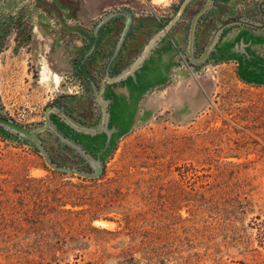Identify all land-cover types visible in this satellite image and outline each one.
I'll return each instance as SVG.
<instances>
[{
	"label": "rangeland",
	"instance_id": "374dc122",
	"mask_svg": "<svg viewBox=\"0 0 264 264\" xmlns=\"http://www.w3.org/2000/svg\"><path fill=\"white\" fill-rule=\"evenodd\" d=\"M175 3L0 0V115L30 130L50 124L37 134L45 155L0 125V264H142L138 250L124 257L139 240L128 228L158 229L161 256L152 264H264V66L242 72L179 49L168 84L152 95L154 113L127 133L91 143L64 128L74 130L64 118L91 121L84 93L114 77L84 68L94 48L81 32L89 24L75 19L94 17V27L121 4L165 15ZM245 8L244 18L261 22L257 2ZM54 166L86 174L98 167L89 178L116 190L113 211L91 222L68 212L85 206L63 192L93 183Z\"/></svg>",
	"mask_w": 264,
	"mask_h": 264
},
{
	"label": "crops",
	"instance_id": "0c3cea01",
	"mask_svg": "<svg viewBox=\"0 0 264 264\" xmlns=\"http://www.w3.org/2000/svg\"><path fill=\"white\" fill-rule=\"evenodd\" d=\"M207 1L189 0L179 18L168 31L156 39L135 69L104 85L101 98L106 107L105 121H103L102 110L96 95L92 90L84 93L93 106L92 119L90 118L91 121L86 125L80 124L78 117H72V119L80 127L98 129L94 133H82L88 136V140L90 137L91 143L94 137L100 134L103 138L104 136L109 138L122 136L136 123L154 113L152 95L168 84L176 63L177 51L188 49L191 21ZM258 1L254 0L257 3ZM174 2H176V5H173L174 10L165 15L131 11L126 4H121L119 12L110 13L111 18L107 22L100 25L103 22L99 21L94 27L92 25L95 23L94 17L76 18L74 22L89 24V28L81 32L87 40L85 48L86 46L88 49L94 48L85 63L84 68L87 72L89 74L109 72L110 75L117 76L125 71L160 31L161 26L179 13L183 0L178 3L174 0ZM247 2L248 0L210 1L208 8L198 16L196 21L192 46L196 55L210 40L219 24L234 18H244L245 14L247 15V8H245ZM150 5L153 7V3ZM209 54L212 59L234 63L242 72L246 69L245 65L264 66V28L256 29L238 23L228 24L217 32ZM185 110V105L176 107L177 117L180 118L186 112ZM58 125L61 127L60 123H57V127ZM64 128L70 136L77 137L76 130H73L76 133L73 132L67 125ZM78 143L81 144L80 141ZM82 147L85 148L83 145Z\"/></svg>",
	"mask_w": 264,
	"mask_h": 264
},
{
	"label": "water",
	"instance_id": "95a60500",
	"mask_svg": "<svg viewBox=\"0 0 264 264\" xmlns=\"http://www.w3.org/2000/svg\"><path fill=\"white\" fill-rule=\"evenodd\" d=\"M188 1L189 0H183L182 4L180 6V9H179V13L177 15H175L174 17H172L166 23V25L162 29H160V31L153 37V39H151L149 41V43L146 45V47L140 53V55L138 56V58L136 59V61H134L122 73L118 74L117 76L112 77L111 79H108V82H113V81L119 79L120 77H122V76H124V75H126V74H128L130 72H132L135 69V67L141 62V60L143 59L144 55L147 53V51L149 50V48L151 47V45L156 41V39L160 35H162L163 33H165L170 28V26L179 18L180 13L182 12L184 6L187 4ZM210 1L211 0H208L207 3H206V5L201 10H199L196 13V15L194 16V18L192 19L191 24H190L189 44H188V49L187 50H188V53H189L190 58L193 59V60H203L206 57H208V55L210 53V50H211V47H212L213 40H214L217 32L220 29H222L223 27H225L226 25H228V24L238 23V24H244L246 26H250V27H253V28H256V29H263L264 28V9H263L264 0H259L258 1V9H259L260 14L262 16V22L261 23H257L255 21H251V20L246 19V18H234V19H230L228 21H225V22L219 24L216 27V29L214 30L213 34L211 35L210 40L205 45L204 50H203V53L199 57L194 58L193 55H192V51H193L192 50V46H193V42H194V28H195V24H196V21H197L198 16L200 14H202L208 8V5H209ZM103 87H104V85L101 84L99 86L98 90L95 92V95H96L97 102H98V104H99V106H100V108L102 110L103 121H105V118H106V107H105V105H104V103L102 101V98H101V93H102V88ZM64 119H65L64 120L65 123H67L71 128H73L77 132H81V133H83V132L84 133H87V132L94 133V132H96L98 130L97 128L80 127V126H78V125L70 122L69 119H66V118H64ZM0 125H3L6 128H8V129H10V130H12L14 132H17L21 136H23L26 139L32 141L38 147H40L41 150H42V146H41L40 140L37 137V134L40 131H42L44 129H48L50 127V124L48 123V121H46V122H44L43 126L38 127L36 129H33V130H30L27 127H25L24 125H20L19 123L15 122V121H13V120H11L9 118H6L4 116H1V115H0ZM70 144H72L77 151L83 153L86 157H88L90 159V161H93L90 153L86 149H84V147H82L81 145L75 143L74 141H71ZM42 152H43V150H42ZM44 155H45V153H44ZM54 168L57 169V170L63 171V172H67V173L79 174L81 176L97 177L100 174V169L98 167H96L95 173H93V174H86V173L80 172V171H78L76 169H73V168H70V167L54 166Z\"/></svg>",
	"mask_w": 264,
	"mask_h": 264
},
{
	"label": "trees",
	"instance_id": "16d2710c",
	"mask_svg": "<svg viewBox=\"0 0 264 264\" xmlns=\"http://www.w3.org/2000/svg\"><path fill=\"white\" fill-rule=\"evenodd\" d=\"M77 177L83 181L92 182L93 185L90 184L89 186H93V188L71 184V187L63 192L62 198L72 202L73 204L83 205L85 207L79 210L67 211L71 213L74 212L80 217H85L89 219V222L100 217L105 218L106 212L104 211H113V208L115 207V202L117 201L118 196L116 190L109 188V186H105V184H98L97 181L101 177L89 178V176L81 175H78ZM126 224H129L128 220H126ZM128 230H130V233L133 236H136L139 240L137 243L130 244L126 247L124 250V257L133 259L130 257V254L134 250H138L141 253V257L138 260L143 261L142 264H152L156 259H158V257L161 256L160 241L162 239L160 234L157 232L158 229H141L137 231L128 228ZM133 262L135 261L133 260Z\"/></svg>",
	"mask_w": 264,
	"mask_h": 264
},
{
	"label": "bare ground",
	"instance_id": "6f19581e",
	"mask_svg": "<svg viewBox=\"0 0 264 264\" xmlns=\"http://www.w3.org/2000/svg\"><path fill=\"white\" fill-rule=\"evenodd\" d=\"M49 69V68H48ZM44 71H46V70H44ZM49 73H51L50 71H48ZM49 76V75H48ZM47 77V76H46ZM48 78V77H47Z\"/></svg>",
	"mask_w": 264,
	"mask_h": 264
}]
</instances>
